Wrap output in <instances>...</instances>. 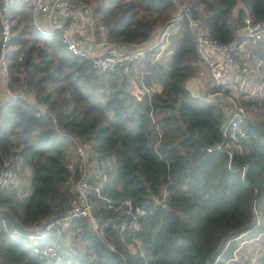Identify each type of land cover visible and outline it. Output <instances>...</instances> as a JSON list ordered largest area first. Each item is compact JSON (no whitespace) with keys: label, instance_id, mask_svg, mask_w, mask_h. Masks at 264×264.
I'll list each match as a JSON object with an SVG mask.
<instances>
[{"label":"trees","instance_id":"16d2710c","mask_svg":"<svg viewBox=\"0 0 264 264\" xmlns=\"http://www.w3.org/2000/svg\"><path fill=\"white\" fill-rule=\"evenodd\" d=\"M79 1L90 11L93 36L110 47H143L166 25L171 53L154 59L157 49L144 48L118 72L97 76L56 34L35 32L25 5H8V88L33 105L0 100V168L16 174L0 188V264H42L27 236L72 204L81 172L73 141L94 164L87 182L99 229L92 232L81 219L53 228L42 244L55 245L63 264H208L227 238L255 229V217L263 229L264 106L241 102L247 113L241 153L230 160L207 153L220 141L225 106L186 90L201 63L185 20L168 21L187 8L207 35L229 44L243 16L264 21V0ZM236 43L233 61L245 76L244 62H264V44L240 37ZM241 44L246 48L238 53ZM134 87L154 91L139 97ZM39 106L50 116L37 117ZM124 202L143 215L126 217ZM69 234L87 252L83 257L62 249ZM235 248L231 243L224 256Z\"/></svg>","mask_w":264,"mask_h":264},{"label":"built area","instance_id":"2783aa9c","mask_svg":"<svg viewBox=\"0 0 264 264\" xmlns=\"http://www.w3.org/2000/svg\"><path fill=\"white\" fill-rule=\"evenodd\" d=\"M10 3L25 5L29 12L30 25L35 32L44 36L56 34L62 48L70 55L89 62L91 69L97 76L118 72L120 69H123L127 62L141 56L144 48L146 50L157 49L154 59L159 56H168L171 53L170 47L167 46L168 26L166 25L156 32L154 38H150L143 44V47H134L136 48L135 52L130 54H113L106 51L99 53L95 50L94 46L85 41L83 42L75 35V30L71 24L73 17L80 11L87 14L89 11L79 0H0V29L2 37V43L0 44V82L3 85L2 93L5 100H23L33 105V102L25 97V95L8 88L9 78L4 47L10 37L7 18V9ZM40 18L46 21L47 29L41 28L38 24ZM180 19L185 20L186 26L192 36L197 59L204 67L205 74L202 72L199 75L202 77L206 75L211 83L210 87L204 92V95H200L202 96L201 99L220 102L225 106V120L221 127L220 141L213 147L206 149V152L222 153L230 160L233 152L241 153L240 144L246 142L245 123L247 113L241 102L249 101V98H238L240 94L238 90L242 92L245 86V77L237 74V68L233 61V55L237 50L236 39L240 37L253 43L264 41V21L256 22L248 15L243 16L241 26L235 31L234 40L229 44H223L207 35L187 8H183L180 14L172 17L168 23L173 24ZM90 22L91 18L88 21L89 28L91 29ZM256 64L264 70V62L258 61ZM236 80H238L239 86L235 93L230 91L229 87L231 84L236 83ZM153 91L151 88H142V90L136 88L133 94L139 97H148ZM225 91L227 93L223 94ZM36 116L43 117L50 115L44 107L39 106L37 107ZM73 143L75 145V158L80 163L81 172L73 184L72 204L59 218L45 224L44 233L41 232L37 235L27 236L33 255L42 264H63L62 256L54 246L42 244L43 239L48 235L47 233L53 228L67 225L75 219H81L88 223L92 232H97L99 229L98 223L92 215L89 202L90 187L87 182V170L90 167L87 163L89 153L75 141ZM228 169L232 170L230 166H228ZM241 171L243 172L244 170L242 169ZM14 181H16V174L10 168H6L4 164L0 168V188L8 186ZM122 205L126 207L123 210V214L126 217L135 219L137 216L143 215V212L139 208L134 209V212H132V209L126 202ZM259 226V219L255 217L252 227L256 228ZM249 232L250 230H246L237 236L227 238L208 264H229L236 261V248L239 245V240L246 238ZM233 242L236 243V248L231 252L230 256L225 257L227 248ZM246 261L247 264H264V260L260 262L254 255L247 257Z\"/></svg>","mask_w":264,"mask_h":264},{"label":"crops","instance_id":"0c3cea01","mask_svg":"<svg viewBox=\"0 0 264 264\" xmlns=\"http://www.w3.org/2000/svg\"><path fill=\"white\" fill-rule=\"evenodd\" d=\"M83 14L79 12L75 17H73V20L71 23L72 27L75 30V35L78 38H80L83 42L85 41L86 43H90L92 46H94V48L97 52L101 53V52L106 51V52H110L113 54H130V53L136 51V48H134V47H114V48H112L109 45H107L104 41L97 42L96 40H94V38L90 34V28H88L89 24H88L87 28L84 27V26H87V23H86V20H84L82 18ZM88 21H89V18H88ZM38 24L43 29L48 28L47 23L43 18L39 19ZM86 30L89 32L87 33ZM40 35L44 36L42 34H40ZM100 35H102V34H100ZM155 36H156V34L153 36V38ZM44 37H49V36H44ZM243 43H245V42H243ZM255 43L264 44V41L255 42ZM243 45L242 44L239 45L238 50H240V51L238 53L242 52V50H243L242 46ZM242 58L243 57H241V60H242ZM242 65L244 66L246 64L243 63ZM199 68H201V70H199L197 77L194 80L189 81V87H190L191 91L193 93H196L197 96L198 95L199 96L204 95V93L203 94H201V93L204 90V86L207 87L206 83L211 84L206 75L204 77V80H203V77L199 75L202 72L205 74L204 67L199 65ZM243 71H245V69H243ZM244 77H245V86H244L242 92L238 90V92L240 93L238 98H241V97L242 98H249V101H252V97L255 96V92L259 88L260 89L264 88V70L262 68H260L258 66V64H255L253 66V69H251L250 71H247V75ZM235 82L236 83H233L230 85L229 90L236 93L239 85H238V80H236ZM2 89H3V85L0 82V100L4 99ZM134 91H136V87L133 88V92ZM29 100L31 101L30 98H29ZM152 136H153V140H155V142H156V140L158 139V136H159L158 130H155V132L153 133ZM87 172H88V177H89V173H91L90 168L87 170ZM45 224H46L45 222H40L39 225L35 226V228L33 230H35L34 232L35 233L37 232V233L34 235H37L41 232L44 233ZM42 226H43V229L41 231L40 228H42ZM47 234H49V233H47ZM240 240L241 241L239 242V245L236 248L237 249L236 261L231 262L229 264H247L246 258L253 256V255L260 262H262L264 260V228L263 229L255 228L252 231H250L248 233V235H246V238H242ZM42 243H43V241H42ZM50 245H52V244H50Z\"/></svg>","mask_w":264,"mask_h":264},{"label":"rangeland","instance_id":"374dc122","mask_svg":"<svg viewBox=\"0 0 264 264\" xmlns=\"http://www.w3.org/2000/svg\"><path fill=\"white\" fill-rule=\"evenodd\" d=\"M80 13H82L83 14V11H80ZM233 13H234V11H233ZM7 18H8V15H7ZM82 18L84 19V20H86V23H87V26H84V27H88V14L87 13H84L83 15H82ZM10 25V24H9ZM89 28V27H88ZM87 31V30H86ZM89 31H87V33H88ZM90 34L92 35V37L94 38V40H96L97 42H99V41H104L102 38V36H100L99 37V39H97V38H95L94 36H93V32H92V26H91V29H90ZM2 43V37H1V29H0V44ZM245 45L246 44H244L243 45V48L245 49L246 47H245ZM167 46H168V42H167ZM0 47H1V45H0ZM4 50L6 51V49H5V47H4ZM157 51V50H156ZM262 52L264 53V48L262 49ZM244 64H246V65H242V69H245V71H246V75H247V71H250L251 69H253V66H254V62L252 61V62H250V63H247V62H244ZM202 66V65H201ZM200 70H201V68H200ZM203 71V70H202ZM245 75V76H246ZM199 77V76H198ZM203 80H204V77H203ZM206 85H207V87L206 86H204V90H203V92L201 93V94H203L206 90H207V88H209L210 87V84H207L206 83ZM203 87V86H202ZM200 98L202 97V96H199ZM207 101H210V100H207ZM256 102V103H259V104H262L263 106H264V88H259L256 92H255V96L254 97H252V102ZM249 102V101H248ZM90 165V164H89ZM90 171L92 172V174L94 173L93 171H94V164L93 163H91V165H90ZM90 175H91V173H89ZM22 178H24V176H22ZM70 237H71V234H69L62 242H63V248L62 249H67L68 251H70V253L71 254H76V253H78L77 251H80L81 253V257H83L82 255L84 254V253H87L86 251H84V250H82L81 248H79V246L77 245V243H72L71 241H70ZM239 241H241V240H239ZM52 246H54L57 250H59L55 245H53L52 244ZM88 261H90V257H85L84 258V262H88Z\"/></svg>","mask_w":264,"mask_h":264},{"label":"water","instance_id":"95a60500","mask_svg":"<svg viewBox=\"0 0 264 264\" xmlns=\"http://www.w3.org/2000/svg\"><path fill=\"white\" fill-rule=\"evenodd\" d=\"M185 88L186 90L191 94L192 97H195L194 93L191 91L190 87H189V82H187L185 84Z\"/></svg>","mask_w":264,"mask_h":264}]
</instances>
